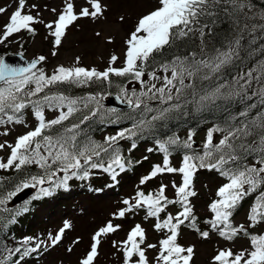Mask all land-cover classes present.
<instances>
[{
	"label": "snow or ice",
	"instance_id": "6c2138e0",
	"mask_svg": "<svg viewBox=\"0 0 264 264\" xmlns=\"http://www.w3.org/2000/svg\"><path fill=\"white\" fill-rule=\"evenodd\" d=\"M26 3L27 0H16L15 10L8 16L7 23L0 30V44L21 31L35 35L36 30L32 25L41 21L38 16L26 12ZM87 3L88 7H82L77 12L73 0H65L62 10L57 13V18L45 24L53 37L54 48L61 45L67 29L77 20L83 17L95 19L103 14L100 0H87ZM222 3L226 7L221 8V11L238 24L239 21L234 17L247 6L243 0H158L159 6L139 18L135 29L125 41L126 50L122 67L113 66L119 58L112 55L109 66L104 71L94 67L89 69L82 66L59 65L51 74H47L38 67L46 60L44 56L35 58L27 66L10 65L0 57V125L25 123L23 113L26 109H31L37 122L32 130L18 136L14 144L7 141L0 143V150H9L6 160L0 157V170L20 171L26 166L35 165L43 172L42 175H32L22 182L15 191L7 194V198L11 199L24 188L43 186L46 182L66 189L70 179L88 178L89 168L100 169L110 174L111 179L116 181L118 175L116 169L124 171L126 168L119 141L132 139L137 135V130L143 131L151 127L154 121L166 119L167 114L181 107L179 101L186 96L191 95L194 98L199 96L195 102L201 107L217 100L250 101L256 98L257 103L247 104L226 122L224 127L216 126L209 129L202 153L186 152L182 156L179 168L170 164L171 149L173 146H181L192 150L194 144L192 137L195 133L189 131L184 141H180L179 137H170L165 142L156 141L158 150L163 154V164L153 165L151 172L141 178L140 184L143 185L166 173H179L181 183L178 185L175 181L172 182L176 198L169 199L165 195L167 185L162 183L155 194L146 195L143 191H137L133 197L134 203L124 200L123 203L127 207L115 215L123 218L126 212L143 208L146 219L155 218L154 230L167 234L159 240L158 245L147 244L146 232L137 224L129 231L126 240L113 241V247L123 252L124 264H149L146 251L157 247L156 264H192L194 246H182L178 243V237L181 226L187 222L188 227L196 231L201 238H209V231H202L197 226L190 202V198L197 194L192 190L194 174L199 169H207L216 171L227 182L217 189L218 199L209 205L213 216L204 223L227 241H233L243 234L250 244V248L239 252H233L231 248L219 249L212 257V264H264V234H252L248 231V228H254L264 222V60L258 61L246 71L239 72L231 80L224 78V69L241 59V37L237 35L223 48L206 50L205 38L211 34L216 21L215 19L211 23L201 21V17H215L217 13L213 9L220 7ZM52 11L56 12V9ZM6 12V8L0 7V14ZM120 19L123 20V17ZM252 28L264 29V24H253ZM193 38L200 41L199 53L190 51L186 55H174L169 60L157 62V57L162 56L165 50L172 48L177 41ZM56 54L53 51L52 55ZM76 64H79V57L76 58ZM113 76L127 78L129 83L135 82L140 85V91L135 88L129 89L127 85H116L118 88L116 99L133 111L141 110L140 118H133L131 127L120 130L116 135L105 137L103 142H97L90 137L79 139L81 125L100 112L104 107L101 100L105 96L100 94L99 97L97 95L70 97L52 89L62 85L84 87L93 83L110 86L113 83L111 79ZM150 81L159 82V85ZM150 101H158L160 105L168 106L154 108ZM85 109L87 112L78 122L65 123ZM254 109L257 111L255 115H251ZM46 110L58 114L52 119H47ZM108 111L114 112L115 109ZM149 113L155 114L149 119ZM214 133H222L217 143H214ZM3 135H8V132L4 131ZM136 147L133 141L131 149ZM148 151L151 152L153 149L150 148ZM249 158H252V163H248ZM59 173H63L62 178L58 182L54 181ZM50 194L49 188L40 187L39 194L34 198ZM253 194L256 195L249 209L248 227L233 226L231 218L235 210L246 197ZM4 203V200H0V204ZM173 204L180 205L181 210L176 215L168 213L161 219V213L166 211L168 205ZM69 228L71 224L65 221L54 236L49 235L50 244L53 246L58 244L65 230ZM118 228L119 225L114 226L109 222L95 232L90 250L80 264H93L98 255L101 237L117 231ZM31 239H25L24 245L29 244ZM79 242L77 239L73 244ZM42 245L43 241L36 243L32 248H24L22 255L27 256L36 252ZM67 250L71 252L72 247ZM20 252L21 248L17 247L10 251V255Z\"/></svg>",
	"mask_w": 264,
	"mask_h": 264
},
{
	"label": "rangeland",
	"instance_id": "374dc122",
	"mask_svg": "<svg viewBox=\"0 0 264 264\" xmlns=\"http://www.w3.org/2000/svg\"><path fill=\"white\" fill-rule=\"evenodd\" d=\"M38 1L41 9L43 10L51 11L52 9H56V12H54L55 14L62 10L65 3V0ZM101 1L102 8L106 7L110 3V0ZM73 3L75 8L89 6L87 0H73ZM156 5L159 6L158 0H125L123 2V13L120 15V18L123 17V20H130L131 17L144 13ZM16 6V0H0V7L7 9L5 14H0V30H2V26L7 23L8 16L15 10ZM99 20V17L95 19L87 17L83 23L77 20L74 24L75 28L73 27L76 30H71L62 38L61 44L63 45L60 47V50L56 55H52V51H48L49 46L40 45L39 40L35 37L29 45L28 55L30 56L37 53V56H43L40 52L46 54V60L43 64H49L51 72H53L59 65L66 67V59L72 60L73 56L68 57V55L72 54H84L82 56V60L86 66L96 64L95 60L99 61V58L95 55V53H100L103 57H106L109 52V47L115 44H117L115 50H118V53L121 56L124 47L121 41L123 37L128 39L131 32L122 27L118 18L113 15L112 8L108 11L105 21L99 22ZM50 22L51 21H45L43 26L45 27V24ZM81 28H83V30L79 31ZM97 30L101 32V36L99 37L94 35V32ZM80 34L84 37L77 38L76 36ZM19 35L20 33L10 37L6 44H9L12 38ZM111 36L114 37V44H107L104 39ZM101 45H104L105 47L103 49L99 48ZM88 50L91 53L87 52L86 55L85 52ZM45 114L47 119H52L58 113L46 110ZM24 121L25 123L17 124L16 126L11 127V131L8 135H14L16 133L17 138L19 135L26 133L28 129L34 126L36 120L31 111H27ZM25 124L27 126H25ZM7 129L8 128L3 127L1 128V131L4 132L7 131ZM109 134L112 133H106V135ZM199 140H203V134L199 136ZM145 146L146 145H142L140 149H127V153L135 156L138 160H140L142 165L141 169L134 175V177L130 178L128 181H122L118 193L99 196L94 199L93 204L90 203L92 199L88 197H78V211L75 212L73 208H70V211H68V214H70L69 217L64 219V223L65 221L69 222L71 224V228L65 230L62 240L54 246L50 244L49 235L51 234L54 236L55 233L63 227L64 223H60V220L63 217L60 214L63 212L60 208H56L53 205L49 208L52 210L51 212H42L39 215V219L44 220V217H49V223L46 225L51 227L47 229H36L37 231L30 236L31 238L36 239V242L43 241L44 245L36 251V259H27L23 264H80V261L85 258L86 253L88 252L87 250L90 247L94 230H99L101 226L106 225L109 222L112 224H118L119 228L117 231L101 237V243L98 247V255L93 264H116V260L121 259L118 251L116 250L117 247H113V241H123L126 230L130 228L132 224H134V226L139 224L145 230L147 244L158 245L159 240L164 238L167 233L155 231L153 228L155 222L146 219L145 213L140 212L139 209H135L131 212H126L123 218H119L115 215L121 209L127 207L123 203L124 200L127 199L134 203L133 197L137 191H143L146 195L148 193H155L158 191L162 183L167 185L165 195L168 196L169 199L176 198L172 182L175 181L178 185L180 184L181 175L179 173H166L147 181L143 185L140 184L141 178L151 172L153 165H162L159 156L155 155V151L149 152L148 149H145ZM8 155V149L0 150V157H3L6 160ZM145 157H147V159H145ZM180 162L181 161L177 157H172L170 159V164L175 167L178 166ZM222 184V180L212 175L211 172L208 173L199 170L195 173L192 190H194L197 194L196 196L190 198L194 213L207 215L208 212H210L209 205L214 201L217 189ZM176 211L177 210L175 208H167V212L172 215H175ZM245 214V211L241 212L235 218V224H237V226L244 225L246 228L248 227ZM263 227L264 226H255L254 228H248V230L252 234H259ZM105 238L109 241L108 245H105L103 242ZM77 239H79L80 242L78 244H73V242ZM178 243L184 247L194 246L195 255L192 264H212V257L219 249L231 248L233 252H239L243 249L250 248L248 238H239L233 243H228L213 235H209L208 239H203L199 236V234L195 235L190 230H185L183 228L180 229ZM34 246L35 245H33V247ZM69 247H72L71 252L67 250ZM157 253L158 247L156 249H148L146 251L149 264H156L155 257Z\"/></svg>",
	"mask_w": 264,
	"mask_h": 264
},
{
	"label": "trees",
	"instance_id": "16d2710c",
	"mask_svg": "<svg viewBox=\"0 0 264 264\" xmlns=\"http://www.w3.org/2000/svg\"><path fill=\"white\" fill-rule=\"evenodd\" d=\"M243 3L247 6L244 8L243 12L235 14L234 17L239 21L238 24L234 23L233 18H230L221 11V8L226 7V5L213 9V11L217 13L215 17H205L204 19V23H211L213 19L216 21L211 30L215 48L225 47L226 44L235 39L237 35L241 37V59L236 60L234 65H230L224 69V78L226 80H231L232 77L239 72L246 71L248 68L253 67L258 61L264 60V29L252 28L253 24H264V19H261V17H264V0H243ZM245 25H247V27H245ZM182 50L181 43L174 45L169 52L179 54ZM159 61L160 60L157 58V62ZM257 102L256 98L250 101H241L239 99L217 100L215 103L206 104L203 108L211 111L208 121L214 123L213 127H224L226 122L236 116L247 104ZM256 111V109L252 110L251 115H255ZM219 135L221 138L222 133H219ZM249 160H252V158H249ZM214 172L217 176L221 177L216 171ZM42 174V170L37 166H26L20 171L13 170L5 175H0V186L3 184L4 187H10L21 180L29 179L32 175ZM222 179L225 180L224 178ZM255 195L256 194L246 197L239 207H242L251 197L254 196L255 199ZM196 223L199 225L201 223V218H196ZM261 223L264 224V222ZM22 249L23 248H21V251ZM0 251L4 253L14 251V247L0 248ZM18 254L19 253H15L11 255V258L16 257Z\"/></svg>",
	"mask_w": 264,
	"mask_h": 264
}]
</instances>
